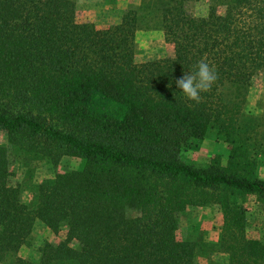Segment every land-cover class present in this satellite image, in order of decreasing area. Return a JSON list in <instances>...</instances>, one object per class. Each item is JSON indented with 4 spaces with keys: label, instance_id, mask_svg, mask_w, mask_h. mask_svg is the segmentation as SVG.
Segmentation results:
<instances>
[{
    "label": "trees",
    "instance_id": "trees-1",
    "mask_svg": "<svg viewBox=\"0 0 264 264\" xmlns=\"http://www.w3.org/2000/svg\"><path fill=\"white\" fill-rule=\"evenodd\" d=\"M152 2L169 53L137 63L134 10L96 28L72 0H0V264H264V229L247 235L249 198L264 218V136L243 114L264 72V0ZM201 58L218 79L197 104L175 81ZM206 137L225 161H185ZM14 149L53 171L33 209L11 182ZM64 157L79 165L58 171ZM200 207L222 217L209 248L177 235ZM36 221L64 237L31 261L19 251Z\"/></svg>",
    "mask_w": 264,
    "mask_h": 264
},
{
    "label": "rangeland",
    "instance_id": "rangeland-1",
    "mask_svg": "<svg viewBox=\"0 0 264 264\" xmlns=\"http://www.w3.org/2000/svg\"><path fill=\"white\" fill-rule=\"evenodd\" d=\"M77 9V18L80 22L91 23L96 28H105L116 23L128 10H134L138 17L137 31L135 35L134 50L135 61L142 63L149 60L162 59L168 55V47L164 42L161 29V16L158 6L152 0H72ZM227 88L225 93L231 94ZM245 120L253 126L251 133H257V137L264 136V72L259 75L247 96L245 104ZM6 144V134L0 132V145ZM228 147L218 143L210 137H206L198 148L186 149L183 153L185 161L197 165H203L216 158L225 161ZM11 182L21 187L23 203L33 209L38 184L52 176V168L47 159L27 155L19 149L9 151ZM79 159L64 157L58 167V171L74 169L79 165ZM260 176L264 177V169L260 170ZM247 235L257 237L264 229V218L259 214L252 198L247 200ZM222 217L216 208L200 207L188 208L180 215L178 238H187L205 248L218 239L221 230ZM64 230L55 235L41 222L36 221L32 233L25 245L20 249L19 256L31 261L39 258V248L44 242H54L63 239ZM201 264H226V257L217 255L207 259L200 257Z\"/></svg>",
    "mask_w": 264,
    "mask_h": 264
},
{
    "label": "clouds",
    "instance_id": "clouds-1",
    "mask_svg": "<svg viewBox=\"0 0 264 264\" xmlns=\"http://www.w3.org/2000/svg\"><path fill=\"white\" fill-rule=\"evenodd\" d=\"M218 79V73L214 66H211L206 59L201 58L194 70L185 73L175 83L185 98L194 103H199L202 93L209 92Z\"/></svg>",
    "mask_w": 264,
    "mask_h": 264
}]
</instances>
